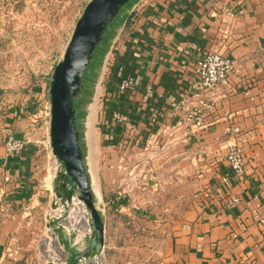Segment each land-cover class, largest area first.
I'll return each mask as SVG.
<instances>
[{
    "label": "crops",
    "instance_id": "crops-1",
    "mask_svg": "<svg viewBox=\"0 0 264 264\" xmlns=\"http://www.w3.org/2000/svg\"><path fill=\"white\" fill-rule=\"evenodd\" d=\"M127 10L109 48L116 43V69L94 111L93 141L83 96L76 104L92 184L94 173L100 182L112 179L114 200L129 214L162 195L170 216L155 238L154 264H264V0H132ZM2 21L0 8L1 33ZM208 50L229 56L234 68L228 82L198 90L194 67ZM123 71L135 82L111 97ZM42 96L9 102L0 94V264H49L52 253L61 255L41 249L48 216L59 210L52 207L57 159L47 144L44 88ZM113 108L131 125L114 123ZM189 108H202L208 123L194 125ZM8 135L29 141L10 154ZM230 143L243 146L246 171L225 181ZM232 197L239 200L228 204ZM108 232L106 218V258L115 245Z\"/></svg>",
    "mask_w": 264,
    "mask_h": 264
},
{
    "label": "rangeland",
    "instance_id": "rangeland-1",
    "mask_svg": "<svg viewBox=\"0 0 264 264\" xmlns=\"http://www.w3.org/2000/svg\"><path fill=\"white\" fill-rule=\"evenodd\" d=\"M88 2L89 0H3V6H0L3 12V64L0 68L3 100L12 102L16 96H22L23 99L28 98L29 94H36L41 102L43 88L48 99L49 79L54 66L63 57L76 21ZM122 19L111 22L105 38L97 47L91 71L87 74L82 101L84 115L87 112L89 114L90 124L86 123V126L91 141L93 131L96 130V123L93 124L94 111L98 110L100 104L103 83L107 78L106 71L116 43L112 51L109 48ZM82 131L85 136V128H82ZM84 139L87 142L86 137ZM129 167L130 165H127V169ZM130 176L131 174L126 172L127 179ZM106 179L105 177L103 182H100V175H93V184L99 193L96 194V203L108 218L106 197H112L119 189L112 188V179ZM125 182L127 185L128 180ZM162 200L160 194L153 203H138L135 208L139 211H133L132 214L126 211L111 213L109 234L114 237V244H117L110 248V252L107 251V258L106 253L103 254V264H154L152 251L155 238L170 216V213L165 211ZM58 243L57 239L53 240L52 246L59 251ZM43 248H47L44 242Z\"/></svg>",
    "mask_w": 264,
    "mask_h": 264
},
{
    "label": "water",
    "instance_id": "water-1",
    "mask_svg": "<svg viewBox=\"0 0 264 264\" xmlns=\"http://www.w3.org/2000/svg\"><path fill=\"white\" fill-rule=\"evenodd\" d=\"M129 1L89 0L49 79L50 143L59 163L54 178L56 196L52 207L58 209L62 205L63 210H56L55 214L48 216V226L65 252L63 264H103L106 218L96 203L76 104L84 94L87 74L91 71L98 45L105 38L111 22L125 18ZM74 197L81 199L89 211L91 233L85 235L83 246L77 238V230L67 231L64 226Z\"/></svg>",
    "mask_w": 264,
    "mask_h": 264
},
{
    "label": "built area",
    "instance_id": "built-area-1",
    "mask_svg": "<svg viewBox=\"0 0 264 264\" xmlns=\"http://www.w3.org/2000/svg\"><path fill=\"white\" fill-rule=\"evenodd\" d=\"M234 63L232 59L221 53L220 51L208 50L206 51L197 61L194 67V85L196 89L200 90H213L219 84L226 83L229 80L230 74L233 71ZM116 88L111 92L110 96H118L129 89L135 82L132 74H118L116 76ZM151 91V89H149ZM187 104L186 97H182L180 100L173 103V107L176 110L182 109ZM204 106H209V103H204ZM44 113L48 116V140L47 144L50 143V102L44 105ZM112 120L116 124L125 123L128 126L131 125V119L128 118L127 114L118 108H113L111 111ZM159 114L152 117V121L156 122L159 119ZM186 117L194 122V125L203 127L208 123V119L205 111L202 108H189L186 112ZM228 129L234 132H239V126H229ZM29 141V138H19L13 135L6 137L5 143L8 153L13 154L19 152L22 147ZM225 160L228 165V170L223 174L222 178L225 181L230 179H236L241 177L246 171V161L243 146L238 143H230L227 147ZM59 163L57 162L56 170L58 169ZM239 200L238 197H232L228 200V204H233ZM147 202H152V198L148 197ZM60 211L63 210V206L60 205L58 208ZM56 212V211H55ZM55 212L53 214H55ZM53 214H49L52 216ZM65 229L70 231L76 229L78 233V240L81 246L85 244V235L91 233L89 225V211L85 207L84 202L77 198H73V202L69 205V216L64 222ZM47 230H50L44 238L41 239V244L45 243L46 247L52 246V241L56 240L57 237L50 228L47 226ZM58 241V239H57ZM59 242V241H58ZM61 255L51 254V261L56 263L64 262L65 252L61 245L58 243ZM51 248V247H50ZM42 249V248H41ZM44 251H49V248H43Z\"/></svg>",
    "mask_w": 264,
    "mask_h": 264
},
{
    "label": "trees",
    "instance_id": "trees-1",
    "mask_svg": "<svg viewBox=\"0 0 264 264\" xmlns=\"http://www.w3.org/2000/svg\"><path fill=\"white\" fill-rule=\"evenodd\" d=\"M0 6H3V0H1V3H0ZM2 9V8H1ZM3 26V25H2ZM116 63V62H115ZM115 63H113V64H111L110 63V65L108 66V70L106 71L107 72V76H110V75H112V73H114V69H116V67H114V65H115ZM3 64V33H1L0 32V68H1V65ZM114 67V68H113ZM123 73H124V75H126L127 74V72H125V71H123ZM130 74V73H129ZM0 94L1 95H3V88H0ZM31 96V94H29V97H28V99H32V97H30ZM27 97V96H26ZM134 127V126H133ZM106 200H107V210H108V218H109V220H108V223H109V221H110V217H111V213L112 212H114V211H117V213H120L121 211L119 210V208H120V204H119V202H116L115 200H114V195L112 196V197H106ZM124 201V200H123ZM110 224V223H109ZM110 225H109V231H111L110 230ZM108 237H109V239L111 240V244H113L114 243V237L113 236H111L110 234H109V232H108ZM117 244V243H116ZM115 244V245H116ZM112 247V245L109 247V249H108V252H110V248ZM109 257H110V255H109Z\"/></svg>",
    "mask_w": 264,
    "mask_h": 264
},
{
    "label": "bare ground",
    "instance_id": "bare-ground-1",
    "mask_svg": "<svg viewBox=\"0 0 264 264\" xmlns=\"http://www.w3.org/2000/svg\"><path fill=\"white\" fill-rule=\"evenodd\" d=\"M85 88H86V84H85ZM84 91H85V89H84ZM91 114V113H90ZM89 116V115H88ZM91 119V117L89 118V120ZM87 123V122H86ZM88 123L90 124V121H88Z\"/></svg>",
    "mask_w": 264,
    "mask_h": 264
}]
</instances>
